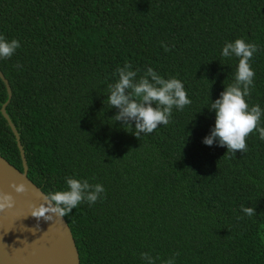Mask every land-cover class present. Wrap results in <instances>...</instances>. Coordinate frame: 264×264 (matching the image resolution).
<instances>
[{
  "label": "trees",
  "instance_id": "16d2710c",
  "mask_svg": "<svg viewBox=\"0 0 264 264\" xmlns=\"http://www.w3.org/2000/svg\"><path fill=\"white\" fill-rule=\"evenodd\" d=\"M0 36L21 45L0 72L28 179L46 196L69 177L105 189L63 217L80 264H264V141L203 143L238 67L227 43L257 45L246 101L264 110V0H0ZM126 64L179 79L192 103L137 139L104 103ZM7 100L0 79V156L23 171Z\"/></svg>",
  "mask_w": 264,
  "mask_h": 264
},
{
  "label": "clouds",
  "instance_id": "9594fccd",
  "mask_svg": "<svg viewBox=\"0 0 264 264\" xmlns=\"http://www.w3.org/2000/svg\"><path fill=\"white\" fill-rule=\"evenodd\" d=\"M20 46L18 40L9 41L0 36V59H10ZM165 49L170 50L167 46ZM257 51L256 44L247 43L244 39L229 42L222 49L223 57L238 58V67L234 83L225 87L219 99L211 101L209 111L215 113V126L203 143L226 148V155L237 152L246 154V139L254 132H258L259 139L264 141V127L260 126L264 110L258 104L250 106L246 101L256 75L250 61ZM117 73L118 80L108 85L109 94L104 103L110 109L117 110L112 120L119 122L124 129L133 130V125L135 126L132 134L137 139L153 133L161 125L167 126L174 108L182 111L192 103L179 79H165L151 67L139 79L138 72L132 70L129 64L118 68ZM66 184L67 190L49 193L45 197L46 205L35 209L32 215L37 219L51 220V213L63 218L85 201L89 204L97 202L105 192L103 185H90L87 180L69 177ZM12 187L17 193L25 191L24 185ZM13 203L10 195L0 194V211L5 207H12ZM242 211L248 216L256 214V209L251 207H242ZM156 259L149 253H141L143 264H156ZM164 264H175V258H169Z\"/></svg>",
  "mask_w": 264,
  "mask_h": 264
},
{
  "label": "water",
  "instance_id": "95a60500",
  "mask_svg": "<svg viewBox=\"0 0 264 264\" xmlns=\"http://www.w3.org/2000/svg\"><path fill=\"white\" fill-rule=\"evenodd\" d=\"M7 102L1 113L6 119L20 152L23 171L18 170L0 156V194L10 195L13 206L0 211V264H80L72 233L64 218L49 213L51 220L37 219L33 211L46 205V195L27 177L28 167L20 137L6 114L11 98L7 80ZM13 185H24L17 193Z\"/></svg>",
  "mask_w": 264,
  "mask_h": 264
}]
</instances>
